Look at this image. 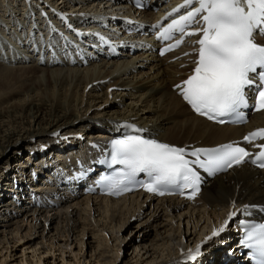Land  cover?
<instances>
[{
    "label": "bare ground",
    "instance_id": "obj_1",
    "mask_svg": "<svg viewBox=\"0 0 264 264\" xmlns=\"http://www.w3.org/2000/svg\"><path fill=\"white\" fill-rule=\"evenodd\" d=\"M149 6L155 13L134 10L130 0H0V83L19 86L0 92V264H249L250 249L242 246L244 232L238 225L246 217L239 213L212 244L202 248L195 262H188L187 256L221 227L230 211L257 205L248 219H264L259 210L264 208V170L251 167L250 158L208 180L190 203L139 194L116 200L81 196L80 190L45 181L54 177L52 169L57 173L63 166L61 157L64 161L77 153L85 157L88 150L132 134L131 125L143 129L139 134L146 138L187 149L232 141L242 145L245 135L264 128V111L251 114L241 127L217 126L189 111L173 87L191 74L195 54L177 59L183 64L178 69L176 64L167 66L168 56L158 58L145 48L154 45L151 36L143 40L121 31L144 33L168 11L163 0H149ZM65 30L71 39H77L72 31L86 39L97 32L111 35L120 49L130 44L121 51L139 48V56L153 60L149 69L155 71L151 75L147 70L143 73L147 77L135 83L140 62L112 63L101 53L96 56L92 48L88 54L96 59L85 67L60 57H35L32 44L40 49L49 33ZM29 33H34L31 38ZM23 71L32 81L25 74L14 78ZM110 76L113 82L104 90L102 81ZM121 79L126 82L118 83ZM152 80L157 84L135 94L146 91L148 86H142ZM91 108H96L94 115L88 114ZM260 144L264 140L248 148L255 152ZM31 197L39 207L31 204ZM136 220L135 230L125 235ZM19 249L27 253L14 255Z\"/></svg>",
    "mask_w": 264,
    "mask_h": 264
},
{
    "label": "snow or ice",
    "instance_id": "obj_2",
    "mask_svg": "<svg viewBox=\"0 0 264 264\" xmlns=\"http://www.w3.org/2000/svg\"><path fill=\"white\" fill-rule=\"evenodd\" d=\"M181 10H184L181 14ZM177 14L158 32V39L174 43L161 50V55L180 47L186 37L198 36L191 53L194 67L191 74L175 87L192 110L208 120L224 124L243 120L241 109L248 107V90L257 89L256 110L264 109V45L256 42V35H264V0H182L168 14ZM177 34L179 38H176ZM183 66V65H182ZM111 91V90H110ZM132 134L110 141L109 161L120 165L119 178L101 177L107 181L109 195H120L130 191L129 184L136 183L138 174H144L148 181L142 186L145 191L164 195L162 189L175 187L191 189L189 199L200 192L201 176L197 168L209 175L226 171L246 162L252 154L235 144L216 148L178 147L146 138L139 133L143 129L129 126ZM264 140V128L257 129L244 137L246 142ZM261 151L251 162L264 168V144L257 145ZM194 157L188 159L187 157ZM195 166V167H194ZM257 205H243L230 211L218 229H213L205 241L219 236L237 217L246 218L238 225L244 236L242 246L249 248L250 258L255 264H264V222L248 219ZM264 212V208H259ZM202 254V245L189 250L187 261L195 262Z\"/></svg>",
    "mask_w": 264,
    "mask_h": 264
},
{
    "label": "rangeland",
    "instance_id": "obj_3",
    "mask_svg": "<svg viewBox=\"0 0 264 264\" xmlns=\"http://www.w3.org/2000/svg\"><path fill=\"white\" fill-rule=\"evenodd\" d=\"M59 1H57V3H58ZM155 6V5H154ZM112 35H116L117 37H118V35H117V33H112ZM125 53V52H124ZM122 55V56H121ZM119 57H117V58H115V59H112L111 60V62L113 63L115 60L118 62V61H123V59H124V61H128V60H130V61H134V62H136V63H141V66L138 68V70H137V72L139 71L141 74L140 75H136V77H135V79H136V81H135V83H137L138 81H141V78L143 77V79L144 78H146L145 77V74H143L144 72H148L147 70H149V73H151V75L153 74V71H155V67L154 68H150L149 69V67L150 66H153L154 65V62H153V60H150L149 59V57H144V56H139L140 55V52H138V51H136V52H134V53H126V55L125 54H121ZM133 55H135V56H133ZM131 56V57H130ZM138 56V57H137ZM135 57H136V59H135ZM142 57V58H141ZM133 58H134V60H133ZM122 59V60H121ZM126 59V60H125ZM110 62V63H111ZM133 62V63H134ZM100 62H97L96 64H99ZM175 62H169V63H167L166 65L167 66H171L172 67V65L174 64ZM172 64V65H171ZM27 75L29 78L27 79V80H29L30 78H31V81H32V76L31 75H29L28 73L26 74V73H24V71L23 72H21V73H15L14 74V78H24V76L25 75ZM174 76H176V75H174ZM173 76V78H175ZM111 78H112V76H110L109 78H107L105 81H102L103 82V85H104V90H106V88L107 87H109L112 83L111 82H113V81H111ZM26 80V81H27ZM114 80V79H113ZM25 81V82H26ZM30 81V82H31ZM123 81V83H125L126 82V80L125 79H121V80H119L118 81V83L119 82H122ZM27 82H29V81H27ZM26 82V83H27ZM30 82L28 83L29 85H30ZM13 83L14 82H12L11 84H1L0 83V92L2 91V90H4L5 88H8V87H19V86H17V85H13ZM28 84H26V85H28ZM152 84H157V83H155L154 82V80H152L150 83H148V84H144V86H142V87H145V85L146 86H148L146 89V91H145V89H142L141 91L139 90V91H137V93H135L136 95H138L139 93L141 94V92H142V94L143 93H145V92H147L148 91V89H150L151 87V85ZM26 87V86H25ZM25 87H24V89H25ZM114 87H112V89H113ZM42 89H44V87H42ZM115 89V88H114ZM116 90V89H115ZM112 91H114V90H112ZM105 92V91H104ZM112 102L113 103H116V99H114V100H112ZM124 103L125 104H127V103H129V99L128 98H126L125 100H124ZM1 108V107H0ZM96 108H91L89 111H88V114H95V110ZM158 116V115H157ZM99 119H92V121L93 122H96V121H98ZM97 123V122H96ZM107 139V138H106ZM108 140V139H107ZM61 157V156H60ZM10 158V157H9ZM34 184H36V183H34ZM236 211V210H235ZM223 219V218H222ZM221 220V219H220ZM130 224H132V225H130ZM130 224H129V226H130V228L127 230V231H125V235H127L128 234V232H133V230H135L134 229V227L136 226V224H137V220L135 221V222H130ZM220 225V222H217L216 223V225ZM132 226V227H131ZM221 226V225H220ZM219 226V227H220ZM218 227V226H217ZM127 229V228H126ZM141 229H143V230H145L144 228H141ZM139 231V230H138ZM137 233L138 232H134V236L133 237H136L137 236ZM210 235V234H209ZM209 235H207V236H205V237H209ZM204 237V238H205ZM213 240H214V238H212V239H210V240H207V241H205V240H202L201 241V243H200V245H203L202 246V248H204L205 246H207V245H210V244H212L213 243ZM186 249H189V247H187ZM128 250L129 249H125L124 250V253L126 254V253H128ZM185 251V249L184 250H182V251H180L175 257H173V258H171V259H166V262H168V261H174V260H176V259H178L179 258V256H182ZM24 251H22V249H19L18 251H14L13 253H14V255H16V256H22V253H23ZM25 253H27L26 251L24 252V254ZM86 256V255H85ZM11 259H14V260H16V257H14V258H11ZM20 259H18V260H16V262H18ZM61 264V263H60Z\"/></svg>",
    "mask_w": 264,
    "mask_h": 264
}]
</instances>
